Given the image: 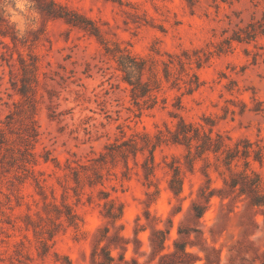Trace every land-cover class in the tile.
<instances>
[{
  "label": "rangeland",
  "instance_id": "obj_1",
  "mask_svg": "<svg viewBox=\"0 0 264 264\" xmlns=\"http://www.w3.org/2000/svg\"><path fill=\"white\" fill-rule=\"evenodd\" d=\"M47 1L0 0V264H90L103 235L143 264L179 227L264 264L237 195L264 196V0Z\"/></svg>",
  "mask_w": 264,
  "mask_h": 264
},
{
  "label": "trees",
  "instance_id": "obj_2",
  "mask_svg": "<svg viewBox=\"0 0 264 264\" xmlns=\"http://www.w3.org/2000/svg\"><path fill=\"white\" fill-rule=\"evenodd\" d=\"M47 8L46 12L50 17L53 18H63L67 23H72L71 20L66 18L64 13L66 12L65 9L61 7H57V5L53 2V0L47 1ZM1 21V18H0ZM226 165H229L232 156H229ZM254 183L257 180L253 181ZM253 183V184H254ZM237 186L235 181H232L228 184L229 190L234 191ZM172 192L175 196H178L180 193V187L173 188L171 187ZM215 194V190H211L209 193L204 194L201 192L199 197L203 199L205 203H207ZM237 195H246L249 198V205L255 207H263L264 206V196L258 193L256 188L250 187L247 183L242 185L238 191ZM206 206L202 203H193L191 210L192 217L195 219H200L205 211ZM261 214L264 216V210L260 211ZM108 230L107 228L103 229V233H106ZM194 233L195 238L191 239L190 235ZM168 231L163 230H154L149 237V247L150 253L148 259L144 261L143 264H150V262L158 258L156 264H195L198 261H202V264H221L220 262V252L219 250L215 249L213 246L209 247V249L204 247L205 239L202 237V233L198 230H183L181 227L177 230L178 237L174 239L172 242V246H167L166 240ZM112 238L124 240L121 237L114 236V237H106L105 235L98 238L95 242V246L91 252L90 256V264H139L138 260L135 257L131 259H126L124 252L125 247H121V252L117 256H113L111 254V246L116 248L117 244L111 242ZM105 240L106 243L98 247L99 242ZM135 242L138 243L137 238H134ZM127 242V240H124ZM200 244L199 249L204 252L203 258L199 255L188 251V247H194L195 245ZM168 250V251H166ZM136 252V250H134Z\"/></svg>",
  "mask_w": 264,
  "mask_h": 264
},
{
  "label": "clouds",
  "instance_id": "obj_3",
  "mask_svg": "<svg viewBox=\"0 0 264 264\" xmlns=\"http://www.w3.org/2000/svg\"><path fill=\"white\" fill-rule=\"evenodd\" d=\"M16 6H17L18 8H19V7H21V5H20V4H17ZM8 11H11V9L9 8V9H8ZM13 18H14V19H16V18H17V17H15V14H13Z\"/></svg>",
  "mask_w": 264,
  "mask_h": 264
}]
</instances>
